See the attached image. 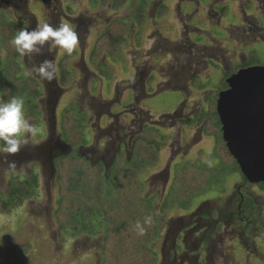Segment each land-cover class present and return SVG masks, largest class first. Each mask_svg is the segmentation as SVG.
Instances as JSON below:
<instances>
[{
	"label": "rangeland",
	"instance_id": "1",
	"mask_svg": "<svg viewBox=\"0 0 264 264\" xmlns=\"http://www.w3.org/2000/svg\"><path fill=\"white\" fill-rule=\"evenodd\" d=\"M250 1L151 0L144 25L132 22L119 56H104L100 67L90 59L95 43L111 22L131 16L129 4L115 11L113 0H0V12L13 9L27 24L26 10L38 22L58 26L63 20L81 37L76 55L68 59L74 72L68 85H59L58 70L54 82L43 81L40 116H30L29 105L24 106L40 134L8 157L17 161L15 170L0 157V192L8 191L13 176L38 178L36 195L0 213V264H102L104 228L64 240L58 234L55 159L75 152L109 166L119 148L130 154L137 138L153 143L160 153V163L143 178L158 217L159 235L151 244L159 256L156 264H264V189L245 184L239 173L225 176L188 209L160 211L177 164L218 162L213 157L216 139L202 130L205 118L191 125L181 119L205 113L224 73L247 63L254 51L264 65V0ZM164 5L166 12L161 11ZM0 53L2 68L4 48ZM49 53L56 63L67 55L55 47ZM197 76L201 89L194 86ZM70 106L87 122L88 143L76 150L63 140L61 129ZM147 127L159 129L160 137H151ZM25 243L31 248L21 253Z\"/></svg>",
	"mask_w": 264,
	"mask_h": 264
},
{
	"label": "trees",
	"instance_id": "2",
	"mask_svg": "<svg viewBox=\"0 0 264 264\" xmlns=\"http://www.w3.org/2000/svg\"><path fill=\"white\" fill-rule=\"evenodd\" d=\"M151 0H113V10L119 11L127 4L131 6V16L121 17L113 21L108 29L99 37L90 54L93 63L101 67L104 56L116 59L122 46L127 42L131 23L144 25L147 10ZM140 4V12L136 7ZM162 12L168 11L164 5ZM227 9H225V13ZM120 18V17H119ZM137 19L139 22H136ZM18 24L0 17V42L4 41L7 58L0 68V94L3 101L12 96H22L25 106L29 105L32 117L40 116L38 97L42 94L40 83L34 77H25L22 73L21 56L10 45L11 39L18 33ZM76 54V51L72 55ZM263 64V59L254 51L244 65H238L233 70L226 71L221 80V89L228 88L227 77L244 66ZM62 84L69 82L70 72L67 71L66 60L61 65ZM101 72L102 68H101ZM196 88L201 89L200 78L194 80ZM217 98L211 97L208 110L197 113L194 117L181 120L191 124L195 120L205 118L204 130L207 135H213L216 146L213 157L218 162L214 165L198 163L177 164L175 179L169 192L160 206V211L166 213L172 207L180 206L188 209L193 200L212 190L222 182L228 174L239 173L245 184L251 182L243 175L240 166L230 153L222 137V124L217 109ZM62 115L61 129L63 140L73 149L88 143L86 116L77 108L68 110ZM217 119L215 122L214 119ZM152 137H159L160 130L147 127ZM1 146L4 142L0 141ZM160 163V153L156 146L143 138H137L128 155L124 148L118 149L110 165L102 161L92 163L85 156L70 152L60 154L55 159L57 171L59 201L54 212L58 223V234L61 239L68 235L77 236L82 233H93L99 226L104 228V242L101 248L102 264H156L158 254L152 249L159 235L158 217L155 208V198L146 195V184L143 178L148 171ZM264 189V182H258ZM38 178L13 176L8 183V191L0 192V213H10L19 208L23 202L36 195ZM151 215L153 223L145 225V235H137L134 231L136 221ZM31 243L21 247V253H27Z\"/></svg>",
	"mask_w": 264,
	"mask_h": 264
},
{
	"label": "clouds",
	"instance_id": "3",
	"mask_svg": "<svg viewBox=\"0 0 264 264\" xmlns=\"http://www.w3.org/2000/svg\"><path fill=\"white\" fill-rule=\"evenodd\" d=\"M80 43V33L70 23L63 20L58 26L48 22H38L35 28H21L10 41V45L21 57H27L30 60L36 56H44L46 52H51L53 47L71 56ZM31 73L51 83L58 78V67L53 59L45 58L32 66ZM24 106L25 99L22 96H12L6 102L0 100V141L4 142V146L0 147V157L11 170L16 169L17 161L10 160L8 157L18 155L41 131L26 116ZM206 162L211 165V161ZM152 223V216H145L143 223L136 221L134 231L137 235H145L147 231L145 225L151 226Z\"/></svg>",
	"mask_w": 264,
	"mask_h": 264
},
{
	"label": "water",
	"instance_id": "4",
	"mask_svg": "<svg viewBox=\"0 0 264 264\" xmlns=\"http://www.w3.org/2000/svg\"><path fill=\"white\" fill-rule=\"evenodd\" d=\"M219 92L222 137L251 183L264 182V65L239 69Z\"/></svg>",
	"mask_w": 264,
	"mask_h": 264
},
{
	"label": "flooded vegetation",
	"instance_id": "5",
	"mask_svg": "<svg viewBox=\"0 0 264 264\" xmlns=\"http://www.w3.org/2000/svg\"><path fill=\"white\" fill-rule=\"evenodd\" d=\"M8 1V0H7ZM251 1L249 0V3H250ZM18 7L16 8V12H18V8H20V6L19 5H17ZM17 13H14V11H13V9H5V8H3V9H1V12H0V17H2V18H5V20L7 21V22H10V21H12V22H14L15 24H18L19 25V27H18V31L21 29V28H25V27H27V28H33V27H35V25H37V23H38V20L36 19V17L35 16H33L32 17V15H33V12H31L30 10H26V16H29L30 17V23L29 24H27L26 22H25V18H24V20H23V18H22V16L21 15H16ZM25 16V17H26ZM4 41H2V42H0V47H2V48H4V50H5V56H4V59H3V65H4V62H5V60H6V58H7V52H6V48H5V45H4V43H3ZM74 55H76V54H74ZM74 55H71V56H68V55H66V58L65 59H63V57H62V59H61V61H58V63H56L57 64V67H58V70H59V73H60V75H61V77H60V86L62 87V88H65V87H63V86H66V85H68V83L67 84H62V74L64 73V71L62 70L63 68H62V64L64 63V61L66 60V65H67V71L68 72H70V77H69V79H72L73 78V75H74V72L70 69V66H69V61H68V59L70 60L71 58H73V56ZM68 56V57H67ZM35 58V59H34ZM45 58H48V59H52V58H50V53L49 52H46L45 53V55L44 56H36V57H33L31 60L29 59V58H27V57H21L20 58V62L22 63V65H23V71H22V73H23V75L25 76V77H34L39 83H40V85H41V88H42V94L38 97V99L44 94V83H43V81L44 80H41L35 73H31V71H30V68H32V66L33 65H35V64H38L41 60H43V59H45ZM261 65H263V64H261ZM244 67H247V66H244ZM244 67H241V68H244ZM240 68V69H241ZM29 71L30 73H31V75H25L24 74V72L25 71ZM239 70V69H238ZM237 70V71H238ZM236 71H234V72H232L231 74H233V73H235ZM230 74V75H231ZM228 78V77H227ZM55 81V80H54ZM54 81H52V82H54ZM195 86V85H194ZM196 87V86H195ZM226 89V88H225ZM221 90H223V89H220V91ZM219 91V92H220ZM2 97V96H1ZM218 96H216V98H217ZM38 103V102H37ZM39 104V103H38ZM210 104V103H209ZM70 108L72 109L73 108V106H70ZM38 110H40V104H39V109ZM208 110V109H207ZM197 114V113H196ZM195 114V115H196ZM194 115V116H195ZM193 116V117H194ZM184 119H188V118H184ZM181 120H183V119H181ZM196 121H193L191 124H193V123H195ZM182 123V122H181ZM191 124H185V123H183V125H191ZM202 130H204V125H203V127H202ZM204 132H205V130H204ZM149 133V132H148ZM150 134V133H149ZM160 135H161V132H160ZM151 136V135H150ZM152 137V136H151ZM158 137V136H157ZM160 137V136H159ZM144 139V138H143ZM150 143V142H149ZM153 144V143H152ZM81 146H83V145H81ZM81 146H80V148H81ZM133 147V146H132ZM119 149H121V148H119ZM125 149V148H124ZM126 151V150H125ZM132 151V150H131ZM126 153H127V151H126ZM128 154V153H127ZM130 154H131V152H130ZM130 154H128V155H130ZM86 157V156H85ZM87 158V157H86ZM88 159V158H87ZM89 160V159H88ZM90 161V160H89Z\"/></svg>",
	"mask_w": 264,
	"mask_h": 264
}]
</instances>
